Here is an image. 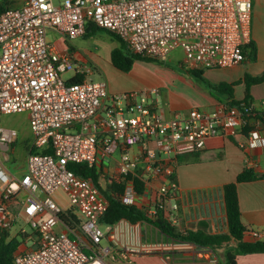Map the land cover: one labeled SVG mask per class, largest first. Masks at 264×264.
I'll use <instances>...</instances> for the list:
<instances>
[{
    "label": "built area",
    "instance_id": "2783aa9c",
    "mask_svg": "<svg viewBox=\"0 0 264 264\" xmlns=\"http://www.w3.org/2000/svg\"><path fill=\"white\" fill-rule=\"evenodd\" d=\"M9 1L12 6L0 12V118L27 112L34 135L27 171L13 176L5 162L19 133L0 122V228L10 231L22 219L34 233L21 229L32 247L17 252L14 264H134L151 255L168 262L173 251L193 248L150 240L149 220L102 224L109 209L105 192L123 184L124 204L150 220L162 213L180 225L178 157L202 152L210 138L242 135L243 111L223 104L167 119L154 99L159 87L112 94L48 33L68 43L93 25L116 34L135 54L166 60L182 50L189 70L224 69L246 60L253 0ZM244 146L263 148V132L251 131ZM41 150L50 153L36 152ZM108 159H115L113 176ZM71 164L95 167L99 182L79 176ZM246 234L261 237L256 230ZM204 256L207 264L219 262Z\"/></svg>",
    "mask_w": 264,
    "mask_h": 264
},
{
    "label": "crops",
    "instance_id": "0c3cea01",
    "mask_svg": "<svg viewBox=\"0 0 264 264\" xmlns=\"http://www.w3.org/2000/svg\"><path fill=\"white\" fill-rule=\"evenodd\" d=\"M251 39L256 48L255 61H251L253 56L247 51L246 60L240 65L224 69L203 70L204 76L215 84L241 81V84L234 88V97L237 101H242L245 98L246 85L243 81L246 74L253 77L264 74V0H253ZM132 71L129 74H132ZM191 92L193 94H190ZM186 93L192 97L191 102L194 103L190 110L199 109L212 112L226 104L211 97L200 87L197 90L187 88ZM251 95L254 107L263 108L264 83L252 86ZM176 102L178 101L169 98L168 104L161 110L157 102L159 112L165 118L170 119L175 113L184 115L190 111L180 112L179 107L182 105ZM18 133L17 141L12 147L16 163L13 167L6 165V168L13 176L19 177L27 171V157L31 152L34 135L30 123L27 130ZM245 142L246 136L243 134L229 139L214 137L206 141L205 149L198 156L200 160H196L197 155L192 154L178 157L177 181L181 196L179 213L181 223L178 227L180 229L197 230L201 224H204L207 230L213 234L228 231L222 187L236 181L237 176L246 168H254L260 173H264V168L261 166L264 162V147L250 150L244 146ZM1 193L0 185V197ZM238 195L244 226L248 230L259 231L261 233L259 240L264 241V179L239 184ZM10 233L12 236H16L18 232L12 233L11 229ZM145 233L150 240L177 241L169 239L156 227L146 228ZM245 238L250 241L254 240L247 234ZM31 247L30 239H24L17 252ZM222 251L224 252L223 249ZM208 254L216 258L220 255L218 260L223 256V253L215 252L212 249H199L194 245L193 248L173 251L168 262L159 256H140L135 259L140 264H148L152 258L158 259L162 264H207L208 260L204 255ZM237 264H264V254L240 255L237 258Z\"/></svg>",
    "mask_w": 264,
    "mask_h": 264
},
{
    "label": "trees",
    "instance_id": "16d2710c",
    "mask_svg": "<svg viewBox=\"0 0 264 264\" xmlns=\"http://www.w3.org/2000/svg\"><path fill=\"white\" fill-rule=\"evenodd\" d=\"M12 4V1L0 0V12L8 9ZM95 29L99 28L90 25L85 37ZM103 31L108 33L111 38L118 42V47L111 52V62L117 69L130 73L137 61L158 64L164 62L162 60L151 59L133 53L128 45L116 34L106 30ZM247 51H249L253 56V60H255L256 48L252 42L245 47L246 56ZM188 73L199 79L203 85V90H205L211 97L219 102L226 103L232 107H237L243 111L246 122V125L242 128L243 135L248 136L253 130H260L264 133V108L259 109L254 107V101L251 95L252 86L264 83V74L256 77L246 74L243 81L246 85L245 98L242 101H237L234 97V88L241 84V81L215 84L204 78L203 70H189ZM81 80V78H76L73 81L79 82ZM36 152L41 154L50 153L49 150ZM201 153L202 152H198L192 155H197L196 160H200L198 156H200ZM69 168L81 177L92 178L96 183L99 182L98 172L95 167H89L85 164H71L69 165ZM263 179L264 173H260L254 168H246L237 176L236 181L228 183L222 187L228 224V231L225 233L213 234L207 230V227L204 224H201L197 230L180 229L177 225L172 224L164 218L162 213H160L156 219L150 220L147 213L143 212L137 206H128L124 204L122 200L124 191L123 184L114 185L110 193L105 192L109 201V209L102 217L101 223L104 225H112L121 219H127L134 223L141 220H149L154 227L175 240L194 244L199 249H212L215 252L217 249H223V256L218 264H237V258L240 255L264 254L263 240L257 239L250 241L245 238V235L249 230L242 222L238 195L239 184ZM63 219L66 220V216H63ZM33 234L34 233H32V235ZM18 235L21 236L22 241L19 240L17 236H12L10 231L0 228V264H14L15 254L23 240L27 238V235L23 234L21 231Z\"/></svg>",
    "mask_w": 264,
    "mask_h": 264
},
{
    "label": "rangeland",
    "instance_id": "374dc122",
    "mask_svg": "<svg viewBox=\"0 0 264 264\" xmlns=\"http://www.w3.org/2000/svg\"><path fill=\"white\" fill-rule=\"evenodd\" d=\"M55 3H58V1L55 0ZM48 39L51 42L57 43L61 48L65 46L69 47L78 58V66L91 68V78L94 81L105 80L112 94L129 93L150 89L152 87H159L161 93L159 96H154V99L158 102L160 110L168 104L169 98L170 100L178 101L176 103L182 105L179 107L181 109L180 112L190 110L194 103L191 102L192 97L186 93L187 88L197 90L198 87H200L203 89V85L199 79L188 73L189 68L184 62L185 55L182 50L174 51L168 59L161 64L138 61L133 68L132 74H129L113 66L111 62V52L118 47V42L103 30L95 29L91 31L88 36L72 40L68 43H66L64 39H60L53 31H50L48 33ZM84 60H86V62H84ZM251 61L255 60L252 58ZM72 75V73L66 74L64 78H70ZM204 78L209 81L205 76ZM190 94L193 93L191 92ZM0 122L4 127L13 128L18 132H22L27 130L30 119L27 112H19L2 115ZM18 145H20L19 142ZM0 160L4 161V158L1 156ZM108 160H110V176H113L116 172L115 159ZM5 163L10 167H13L16 163L12 152L10 153L9 160ZM261 166L264 168V162ZM21 229H25L29 234L32 233L31 227L26 224L24 220L18 219L15 226L12 228V233H19ZM18 233L16 236L22 241ZM102 244L103 246H107L108 243L107 241H103ZM217 252L223 253L222 249H217ZM210 254H212V252H210ZM159 257L162 259L161 256ZM119 264L129 263L119 262ZM134 264L140 263H137L135 259ZM148 264L162 263L159 262L158 259L152 258Z\"/></svg>",
    "mask_w": 264,
    "mask_h": 264
}]
</instances>
